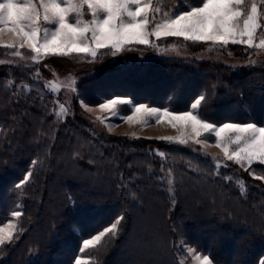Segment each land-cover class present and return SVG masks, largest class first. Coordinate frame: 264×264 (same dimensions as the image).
Instances as JSON below:
<instances>
[{
	"label": "trees",
	"instance_id": "trees-1",
	"mask_svg": "<svg viewBox=\"0 0 264 264\" xmlns=\"http://www.w3.org/2000/svg\"><path fill=\"white\" fill-rule=\"evenodd\" d=\"M160 3L175 11L181 0ZM191 44L196 51L208 45ZM226 49L233 57L249 56L243 45ZM150 54V47L133 45L116 56L101 50L96 62L85 58L77 100L96 106L126 93L150 107L183 111L205 94L198 111L209 121H264V67ZM54 59L35 64L0 47V60L6 61L0 65V225L11 220L12 210L24 213L17 219L24 232L0 249V264H74L77 255L88 264H175L177 256L189 260L176 251L180 240L210 253L216 264H260L264 181L232 162L220 176L210 175L215 170L208 158L215 155L171 148L160 139L98 133L78 101L74 116L58 117L56 97L45 88L52 79L45 62ZM160 152L163 167L174 175L175 205L161 182ZM29 170L34 177L14 189ZM256 171L264 174L259 166ZM224 176L245 181L246 191L241 194L235 180ZM120 214L126 219L117 238L78 253L82 237Z\"/></svg>",
	"mask_w": 264,
	"mask_h": 264
},
{
	"label": "snow or ice",
	"instance_id": "snow-or-ice-1",
	"mask_svg": "<svg viewBox=\"0 0 264 264\" xmlns=\"http://www.w3.org/2000/svg\"><path fill=\"white\" fill-rule=\"evenodd\" d=\"M166 7L161 6L160 0H3L0 2V47L11 50L12 56L22 61L35 64L50 56L69 57L73 54H83L96 62L101 58V50H109L110 55L116 56L131 50L133 45L159 49L161 53H166L169 48L177 50L178 45L171 43L169 38H182L186 43L211 44L220 49L230 44L264 49V38L255 43L257 31L264 32V0H198V5H187L181 0L175 11H166ZM24 49L27 53L21 51ZM5 63L0 60V65ZM7 63L12 64L13 61ZM50 84L51 91L62 86L76 91L73 87L75 78L70 84L56 80L50 81ZM48 87L46 84L45 88ZM206 100L205 94H199L189 110L179 111L150 107L124 93L98 102V108L101 112L117 115V106L126 105L132 114L121 117L125 122L148 126L151 119L156 124L166 121L172 128L178 129L177 136L159 137L162 141L185 146L193 142L207 147L209 138L214 139L215 146L222 149L224 162L217 157H209L208 163L215 170L210 175L220 176V170L229 167L228 162H232L254 180L264 181V174L256 171L259 166L264 173V121H209L198 111ZM80 103L87 111H95L83 100ZM58 107V117L69 111L64 103H59ZM205 134L207 136L202 139ZM201 154L208 157L206 152ZM159 155L163 157L165 154L160 152ZM31 164L36 165L37 161L33 160ZM34 175L32 170L27 171L14 184V189L23 188ZM223 179L235 180L241 194L246 191L245 181L239 177L224 176ZM166 183L175 205L174 181L169 178ZM23 215L21 210L11 211V217L20 218ZM125 219V215L120 214L95 234L82 237L78 253L103 247L109 240L117 238ZM23 232V226L18 231L15 225L7 231L0 227V246L13 243L14 237ZM176 251L187 256L193 264H214L210 253L201 254L183 240L177 242ZM74 264H88V261L77 255ZM175 264L187 262L177 256ZM260 264H264V259Z\"/></svg>",
	"mask_w": 264,
	"mask_h": 264
},
{
	"label": "rangeland",
	"instance_id": "rangeland-1",
	"mask_svg": "<svg viewBox=\"0 0 264 264\" xmlns=\"http://www.w3.org/2000/svg\"><path fill=\"white\" fill-rule=\"evenodd\" d=\"M2 1V0H1ZM86 18H90L87 17ZM259 38H264L262 32L260 30L257 31V40L255 43L259 42ZM154 39V38H153ZM178 45L177 50H172L171 48L168 49L166 53H161L159 49H152L151 48V53L149 56H158V55H164L167 57H172V58H177V59H205V60H211V61H219L231 66H253V67H264V49H249V56L244 57V58H237L233 57L232 54L230 55L227 51L226 48L220 49L217 48L211 44H208L205 46V49L203 50H195V44H182V43H175ZM240 45V44H239ZM164 46V45H162ZM241 46V45H240ZM55 57L54 60L49 61L46 60L45 62V68L47 71L50 72L52 76V80H56L58 83L62 82V84H70L72 79L75 78V85L73 87L76 88V91L73 92L71 87H60L59 89L55 91H51V84L48 83L49 91H51L54 96L56 97V105H57V113L60 112V109L58 107L59 103H64L65 107L69 110L66 115H62L60 117H66L67 115L69 116H74L75 113L73 111L74 104L77 100L78 97V86H79V78H78V73L82 69V65H80V62L83 60H86L85 58H90L87 57L83 54L81 55H76L73 54L72 56L69 57H60V56H52ZM254 62V63H253ZM79 105H81L80 101H78ZM85 103V102H84ZM86 104V103H85ZM82 106V105H81ZM91 108H94L95 111L89 112L87 111L84 107L83 110L88 113L91 118H89V122L92 125L93 129L96 132H102L106 131L108 133H112L115 135H122V136H127L132 140H137L140 137H146V138H156L159 139V137L163 136H177L179 134L178 129L172 128L170 124H168L166 121L161 122L160 124H156L153 122V120L149 119L148 126H142L139 124L135 123H128L125 122L121 119L123 115H131V111L127 110L126 105H118L117 106V115H110L108 112H101L98 108V105L96 106H91L88 105ZM100 117L99 120L96 118ZM135 134V135H133ZM205 136L201 137L202 139L205 138ZM138 137V138H137ZM165 144L171 148L175 149H181V150H190L194 153H202L206 152L211 155H215L218 159L223 160V152L222 149L219 147L215 146V141L214 139L209 138V145L207 147H204L203 145H196L193 142H190L188 145H180L178 143H170L167 141H164ZM159 159L162 160L160 166V173H161V182L166 183V181L169 178H173V172L170 169H165L163 167L164 165V158L161 157L158 154ZM223 163V161H221ZM169 170L171 171V177H169ZM175 184V181H174ZM174 184L172 187H174ZM195 185V184H194ZM194 200H195V194ZM18 218L12 217L9 222L6 224L0 225V227H4L7 230H9V227L11 225H15L17 231H18ZM147 220V219H146ZM148 226H145L147 228ZM150 227V226H149ZM144 229V228H143ZM7 245V243H6ZM4 246H0V249ZM150 247V246H147ZM86 249L85 251H87ZM194 255V254H192ZM82 259H85L88 261V259L84 258L81 256ZM186 260L187 264H193V262L189 259H184ZM214 264H216L214 262Z\"/></svg>",
	"mask_w": 264,
	"mask_h": 264
},
{
	"label": "crops",
	"instance_id": "crops-1",
	"mask_svg": "<svg viewBox=\"0 0 264 264\" xmlns=\"http://www.w3.org/2000/svg\"><path fill=\"white\" fill-rule=\"evenodd\" d=\"M0 2H3V0L2 1L0 0Z\"/></svg>",
	"mask_w": 264,
	"mask_h": 264
}]
</instances>
